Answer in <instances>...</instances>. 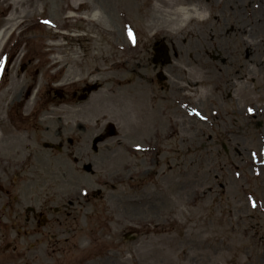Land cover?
Returning <instances> with one entry per match:
<instances>
[{"label": "rangeland", "instance_id": "obj_1", "mask_svg": "<svg viewBox=\"0 0 264 264\" xmlns=\"http://www.w3.org/2000/svg\"><path fill=\"white\" fill-rule=\"evenodd\" d=\"M6 27L0 264H264V0H0Z\"/></svg>", "mask_w": 264, "mask_h": 264}, {"label": "bare ground", "instance_id": "obj_2", "mask_svg": "<svg viewBox=\"0 0 264 264\" xmlns=\"http://www.w3.org/2000/svg\"><path fill=\"white\" fill-rule=\"evenodd\" d=\"M228 1V0H227ZM75 6L77 7V5L75 4ZM181 14H182V16H185V17H187V16H189L190 15V13L192 12V9L190 10V9H188V8H181L180 9V11H179ZM15 16V15H14ZM91 19H93V20H96L97 18H98V14L97 13H94L93 14V16H91L90 17ZM15 19H16V17H13V15L10 17V22L9 23H12L13 21H15ZM15 28L16 27H18V26H16V25H13ZM13 26H12V28H13ZM9 27H6L4 30H7ZM11 30V29H10ZM10 30H7L6 32H4L3 30L0 32V50H1V48H2V46L4 45V43L6 42V40H7V37H8V31H10ZM99 87L100 86V83H98V82H96L95 83V87ZM168 124H169V122H168ZM171 128V125L169 124V126H168V130Z\"/></svg>", "mask_w": 264, "mask_h": 264}, {"label": "flooded vegetation", "instance_id": "obj_3", "mask_svg": "<svg viewBox=\"0 0 264 264\" xmlns=\"http://www.w3.org/2000/svg\"><path fill=\"white\" fill-rule=\"evenodd\" d=\"M89 196H90V195H89ZM76 202H80V201H79V198L76 199V200H74V201H73V200L70 201L71 204L76 203ZM86 202H87V201H86ZM28 212H31V213H33L34 215L36 214L35 209H33V208H29V209H28Z\"/></svg>", "mask_w": 264, "mask_h": 264}, {"label": "water", "instance_id": "obj_4", "mask_svg": "<svg viewBox=\"0 0 264 264\" xmlns=\"http://www.w3.org/2000/svg\"><path fill=\"white\" fill-rule=\"evenodd\" d=\"M161 56L165 57V58L168 60V55H167L166 52H163V53L161 54Z\"/></svg>", "mask_w": 264, "mask_h": 264}]
</instances>
